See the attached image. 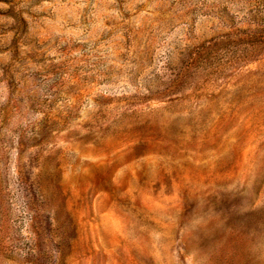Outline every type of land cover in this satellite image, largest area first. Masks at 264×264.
Instances as JSON below:
<instances>
[{
  "label": "rangeland",
  "instance_id": "obj_1",
  "mask_svg": "<svg viewBox=\"0 0 264 264\" xmlns=\"http://www.w3.org/2000/svg\"><path fill=\"white\" fill-rule=\"evenodd\" d=\"M0 264H264V0H0Z\"/></svg>",
  "mask_w": 264,
  "mask_h": 264
}]
</instances>
